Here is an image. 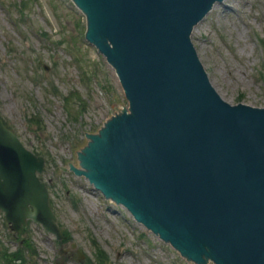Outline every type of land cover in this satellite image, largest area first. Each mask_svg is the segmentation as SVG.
<instances>
[{"label": "water", "instance_id": "1", "mask_svg": "<svg viewBox=\"0 0 264 264\" xmlns=\"http://www.w3.org/2000/svg\"><path fill=\"white\" fill-rule=\"evenodd\" d=\"M213 1L77 0L132 108L109 147L96 144L105 140V127L91 140L83 164L93 183L122 194L140 221H153L179 249L194 251L202 242L224 263L264 264V108H253L264 104L223 100L193 30L197 58L188 39ZM43 167L42 156L0 121V208L18 231L32 218L59 235L36 176ZM212 250L197 254L200 264L211 254L221 264Z\"/></svg>", "mask_w": 264, "mask_h": 264}, {"label": "rangeland", "instance_id": "2", "mask_svg": "<svg viewBox=\"0 0 264 264\" xmlns=\"http://www.w3.org/2000/svg\"><path fill=\"white\" fill-rule=\"evenodd\" d=\"M214 3L192 30L217 92L231 104H264V0ZM89 39L86 16L72 0H0V117L47 158L49 202L84 258L92 254V234L110 264H200L176 241L150 231L129 202L107 198L83 164L86 132L97 133L128 105L116 69ZM56 166L72 170L55 173ZM23 237L35 248L24 264L84 260H72L74 250L58 254L68 242L58 245L40 224L9 229L0 210V240L13 249ZM205 264H217L213 254Z\"/></svg>", "mask_w": 264, "mask_h": 264}, {"label": "trees", "instance_id": "3", "mask_svg": "<svg viewBox=\"0 0 264 264\" xmlns=\"http://www.w3.org/2000/svg\"><path fill=\"white\" fill-rule=\"evenodd\" d=\"M98 250V249H97ZM99 251V253L103 256V253L100 251V250H98ZM20 258V259H23V256L21 255V254H19L18 256H14L13 257V259H16V258ZM0 260H1V262H3V263H5V264H12L10 261H7L6 259H4L3 260V258H1V256H0Z\"/></svg>", "mask_w": 264, "mask_h": 264}, {"label": "bare ground", "instance_id": "4", "mask_svg": "<svg viewBox=\"0 0 264 264\" xmlns=\"http://www.w3.org/2000/svg\"><path fill=\"white\" fill-rule=\"evenodd\" d=\"M214 6V4L211 5V8ZM104 128V127H103ZM103 128L100 130V132L94 136H91L90 140L94 139L96 136H98L100 133H102Z\"/></svg>", "mask_w": 264, "mask_h": 264}]
</instances>
